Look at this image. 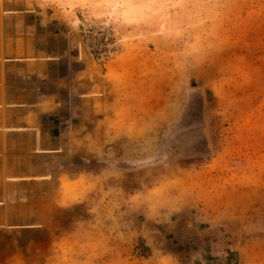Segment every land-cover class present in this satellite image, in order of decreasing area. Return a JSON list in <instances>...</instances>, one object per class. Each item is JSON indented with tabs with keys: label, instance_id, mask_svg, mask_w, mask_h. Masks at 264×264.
Returning a JSON list of instances; mask_svg holds the SVG:
<instances>
[{
	"label": "rangeland",
	"instance_id": "374dc122",
	"mask_svg": "<svg viewBox=\"0 0 264 264\" xmlns=\"http://www.w3.org/2000/svg\"><path fill=\"white\" fill-rule=\"evenodd\" d=\"M37 1L106 80L114 164L83 160L116 189L0 230V264H264V0Z\"/></svg>",
	"mask_w": 264,
	"mask_h": 264
},
{
	"label": "crops",
	"instance_id": "0c3cea01",
	"mask_svg": "<svg viewBox=\"0 0 264 264\" xmlns=\"http://www.w3.org/2000/svg\"><path fill=\"white\" fill-rule=\"evenodd\" d=\"M40 4L0 0V230L5 231L52 227L55 214L86 203L102 185L104 193L116 189L111 167L97 170L83 160L90 154L100 164L103 153L105 164H114L115 114L109 103L110 109H102L110 100L101 91L106 80L86 79L83 55L42 28L39 21L47 14ZM79 158L81 165L72 163Z\"/></svg>",
	"mask_w": 264,
	"mask_h": 264
}]
</instances>
